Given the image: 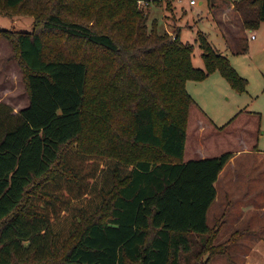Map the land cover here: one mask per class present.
<instances>
[{"label":"trees","instance_id":"1","mask_svg":"<svg viewBox=\"0 0 264 264\" xmlns=\"http://www.w3.org/2000/svg\"><path fill=\"white\" fill-rule=\"evenodd\" d=\"M139 1L163 0H37L32 32L0 33L18 47L28 94L15 114L0 103V264H211L242 234L214 245L222 225L212 229L208 213L234 155L184 160L195 104L186 83L219 72L244 93L248 81L202 31L204 68L194 67V46L149 29ZM233 4L246 31L264 23V0ZM49 32L102 47L110 73L96 84V59L76 45L77 55L50 56ZM88 127L95 149L68 148Z\"/></svg>","mask_w":264,"mask_h":264},{"label":"rangeland","instance_id":"2","mask_svg":"<svg viewBox=\"0 0 264 264\" xmlns=\"http://www.w3.org/2000/svg\"><path fill=\"white\" fill-rule=\"evenodd\" d=\"M198 1L203 4L198 6L197 3L192 7L185 4V9L173 8L172 2L165 0L139 7L151 14L149 29L153 28L152 21L155 18L154 22L159 33L168 32L174 35L180 32L182 41L194 46V67L204 68L202 50L197 41L198 31H202L210 43L223 52L230 59L232 66L248 81L247 91L244 93L236 92L219 72L203 81H187L186 88L195 100V104L189 115L185 160L200 158L202 153L199 148L200 137L203 138V145L208 147L207 152L212 155L216 154L215 152H232L237 155L227 164L224 172L222 171L219 202L209 210L208 224L212 229L219 224L222 225L214 241L215 246L225 244L235 232L242 234L234 238L235 243L228 254L216 256L211 264H264V209H259V203L264 199H260L259 202L254 199L249 200L252 209H241L247 203L243 180L248 174L253 173L255 176L258 174L257 158L252 159L244 153H247L248 149L263 147L257 138L264 130L261 115L264 112H262L264 110V23L258 30L245 33L240 14L234 8L232 11L227 10L233 1L238 0ZM36 2L37 0H30L29 7L23 6L16 13L0 9L1 35L4 33L13 36L18 31L32 32L38 17L37 10L33 9ZM217 20L225 22L228 28H233L231 25L240 21L242 28L238 33L236 48H250L247 54H234L236 48L224 42L216 26ZM246 34L249 37L255 35L257 39H250L247 42ZM45 38V51L50 56L60 54L73 56L80 52L93 56L96 59L93 60L95 67L98 69L96 84L107 77V72L110 73L114 62L111 56L108 59L107 56H102V47H90L79 39L53 32L47 33ZM0 103L10 106L14 114L28 105L25 72L18 57V47L15 42L12 43L2 36H0ZM246 104H248L247 110H250L247 113L253 117L241 114L240 110L245 108ZM202 127L204 131L201 132ZM194 146L196 152L193 151ZM68 148L94 150L91 128L88 127L80 138L68 145ZM229 178L237 180L233 183L234 189L230 187V193L226 196L225 185ZM35 188L36 191L33 188L30 193L38 192V186ZM30 264H51V260L32 261Z\"/></svg>","mask_w":264,"mask_h":264},{"label":"crops","instance_id":"3","mask_svg":"<svg viewBox=\"0 0 264 264\" xmlns=\"http://www.w3.org/2000/svg\"><path fill=\"white\" fill-rule=\"evenodd\" d=\"M197 3H198L197 4L198 6H201L203 4V2L198 1V0H197ZM233 3H234V1L231 3V7H227V10L232 11V9L234 8V4ZM172 4H173V8L181 7V8H184V9H185L186 5H190L191 7L192 6H196V5H192L190 3V0H176ZM152 12H154V11H152ZM149 17H151L150 12H149ZM234 20L236 21V19H234ZM154 21H155V18L153 19L152 22L154 23ZM217 21L218 22H216L217 23L216 26H217L218 31H219L220 35L222 36L224 42L228 43L229 46L234 45L235 48H236V42H238L237 38H239L238 33H239L240 29L243 27V26L241 27L240 21L237 22V24L234 22L235 24L231 25L233 28H228L225 25V22H223V21H220V20H217ZM246 32L247 31L245 30V33ZM252 36H255V35H251V37H249V35L246 34L247 42H249L250 39L251 40H256L257 39L256 37L254 39H252ZM249 50H250V48H248L247 52H245V53L247 54L249 52ZM234 51H235L234 54L236 53L237 55H243L242 51L239 50L238 48H236ZM247 107H248V104H246L245 108L240 110V112L242 111L241 114H247L248 116L253 117L252 115H250V113H247L248 111H250V110H247L248 109ZM253 109H255V108H253ZM263 111L264 110H262V112ZM261 115H262V124H264V120H263L264 112H263V114L261 113ZM202 131H204V127L201 128V132ZM257 140H258L259 144H261L263 147L261 149L260 148H255L257 150H255L254 148L248 149V152L244 153L246 156H249L252 159L257 158V160H258V163H257L258 174L256 176L253 173L248 174V176L245 177L244 180H243V182H244L243 190L245 192L247 203L244 206H242L241 209H252L251 208V204H249V202H250L249 200H253L254 199V201L259 202L260 199H264V130H263V133L261 134V136L257 138ZM203 144H204L203 138L200 137V139H199V148H200V151L202 153L200 154V158H198V159L214 158V157H218V156L224 154V152H219V153L215 152L216 154L212 155V154H210V152H207L208 147L206 145L204 146ZM186 146H187V142H186ZM185 151H186V147H185ZM193 151L196 152L195 146L193 148ZM225 153H227V152H225ZM230 153H232V152H230ZM233 155H235L234 157L237 156L236 154H233ZM198 159H190L188 161L198 160ZM184 160H185V156H184ZM185 161L188 162L187 160H185ZM226 166H228V165H226ZM223 172L220 173V175L218 177V180H217V182L215 184L216 185V189H217V199H216L215 203L211 206L210 209H212L219 202V195H220V193H219V182L221 180V176H222ZM236 180L237 179H234V178H229L228 179L227 184L225 185L226 196H228V194L230 193L229 188L234 186L233 183ZM233 189H234V187H233ZM254 191H257L258 193H255ZM255 197H256V199H255ZM259 205H260L259 209H264V200L261 201V203H259Z\"/></svg>","mask_w":264,"mask_h":264},{"label":"built area","instance_id":"4","mask_svg":"<svg viewBox=\"0 0 264 264\" xmlns=\"http://www.w3.org/2000/svg\"><path fill=\"white\" fill-rule=\"evenodd\" d=\"M190 3L192 4V5H196L197 4V0H190ZM151 3H149V2H147V1H139V6H141V5H150ZM255 38V36H252V39H254Z\"/></svg>","mask_w":264,"mask_h":264}]
</instances>
